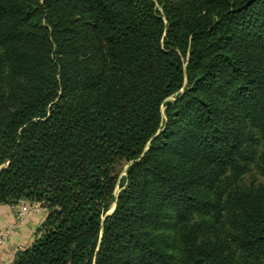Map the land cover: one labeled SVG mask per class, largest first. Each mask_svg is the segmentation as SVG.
Segmentation results:
<instances>
[{
	"label": "trees",
	"instance_id": "trees-1",
	"mask_svg": "<svg viewBox=\"0 0 264 264\" xmlns=\"http://www.w3.org/2000/svg\"><path fill=\"white\" fill-rule=\"evenodd\" d=\"M21 202L11 264H264V0H0Z\"/></svg>",
	"mask_w": 264,
	"mask_h": 264
},
{
	"label": "crops",
	"instance_id": "crops-1",
	"mask_svg": "<svg viewBox=\"0 0 264 264\" xmlns=\"http://www.w3.org/2000/svg\"><path fill=\"white\" fill-rule=\"evenodd\" d=\"M19 212V204L0 206V238L8 232L0 246V264H11L16 252L34 241L43 222L44 212L38 208L26 216L23 224L16 226Z\"/></svg>",
	"mask_w": 264,
	"mask_h": 264
},
{
	"label": "built area",
	"instance_id": "built-area-1",
	"mask_svg": "<svg viewBox=\"0 0 264 264\" xmlns=\"http://www.w3.org/2000/svg\"><path fill=\"white\" fill-rule=\"evenodd\" d=\"M20 204H27V202H21ZM36 207L40 208L39 205H37ZM31 211L30 207H27V206H22L20 212L18 213V218H17V223H16V226L17 225H21L25 222V218H26V215ZM8 235V232L3 235L1 238H0V246L2 244H4V240H5V237ZM21 250V249H20Z\"/></svg>",
	"mask_w": 264,
	"mask_h": 264
},
{
	"label": "rangeland",
	"instance_id": "rangeland-1",
	"mask_svg": "<svg viewBox=\"0 0 264 264\" xmlns=\"http://www.w3.org/2000/svg\"><path fill=\"white\" fill-rule=\"evenodd\" d=\"M122 175H124V172L122 173ZM258 179H259L260 181H262V179H261L260 177H258ZM19 205H20V210H21L22 206L30 207V209H31L30 212H32L33 210L38 209V207H36L37 204H34V203H28V202H27V204H19ZM112 208H113V206H112ZM112 208L110 209V211L112 210ZM30 212H29V213H30ZM29 213H28V214H29ZM28 214H27V215H28ZM27 215H26V216H27Z\"/></svg>",
	"mask_w": 264,
	"mask_h": 264
},
{
	"label": "water",
	"instance_id": "water-1",
	"mask_svg": "<svg viewBox=\"0 0 264 264\" xmlns=\"http://www.w3.org/2000/svg\"><path fill=\"white\" fill-rule=\"evenodd\" d=\"M114 208H115V205L113 206V208H112V210L110 211V213H112V212H113Z\"/></svg>",
	"mask_w": 264,
	"mask_h": 264
}]
</instances>
